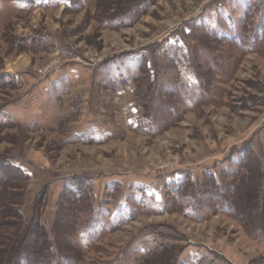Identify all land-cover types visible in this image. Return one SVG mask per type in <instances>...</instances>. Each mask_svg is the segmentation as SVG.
Here are the masks:
<instances>
[{
    "label": "rangeland",
    "instance_id": "obj_1",
    "mask_svg": "<svg viewBox=\"0 0 264 264\" xmlns=\"http://www.w3.org/2000/svg\"><path fill=\"white\" fill-rule=\"evenodd\" d=\"M0 174V264H264V0H0Z\"/></svg>",
    "mask_w": 264,
    "mask_h": 264
},
{
    "label": "trees",
    "instance_id": "obj_2",
    "mask_svg": "<svg viewBox=\"0 0 264 264\" xmlns=\"http://www.w3.org/2000/svg\"><path fill=\"white\" fill-rule=\"evenodd\" d=\"M7 167H9L12 171H14V172H16L20 177L22 176V170H20L19 169V167L17 166V165H15L14 163H8L7 164ZM9 180H11V176H7V175H1L0 174V186H1V184H2V186H4V187H7L8 186V183H7V181H9ZM5 205V204H4ZM4 205H2L1 204V206H0V208L2 207V208H4L3 206ZM234 207V206H233ZM227 209V208H226ZM232 209V208H231ZM234 209V208H233ZM235 210V209H234ZM1 211H3V210H1ZM1 213H0V217H1ZM3 216V215H2ZM21 259H19V260H17L18 262L17 263H21L22 261H24V260H26L25 258H23V257H20ZM28 259V258H27ZM21 261V262H20Z\"/></svg>",
    "mask_w": 264,
    "mask_h": 264
},
{
    "label": "crops",
    "instance_id": "obj_3",
    "mask_svg": "<svg viewBox=\"0 0 264 264\" xmlns=\"http://www.w3.org/2000/svg\"><path fill=\"white\" fill-rule=\"evenodd\" d=\"M89 129L92 130V129H94V128L91 127V128H89Z\"/></svg>",
    "mask_w": 264,
    "mask_h": 264
}]
</instances>
